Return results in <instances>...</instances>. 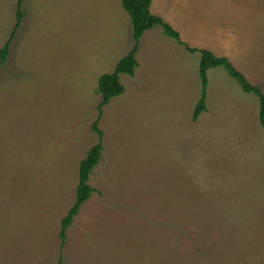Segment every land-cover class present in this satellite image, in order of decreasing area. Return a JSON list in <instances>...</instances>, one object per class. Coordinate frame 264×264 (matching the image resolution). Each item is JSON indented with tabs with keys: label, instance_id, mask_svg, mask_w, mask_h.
<instances>
[{
	"label": "rangeland",
	"instance_id": "374dc122",
	"mask_svg": "<svg viewBox=\"0 0 264 264\" xmlns=\"http://www.w3.org/2000/svg\"><path fill=\"white\" fill-rule=\"evenodd\" d=\"M150 12L195 52L146 32L100 114L97 81L134 46L121 0H0V264H264L258 100L210 69L192 120L202 51L264 94V0H152ZM98 144L94 193L61 242Z\"/></svg>",
	"mask_w": 264,
	"mask_h": 264
},
{
	"label": "trees",
	"instance_id": "16d2710c",
	"mask_svg": "<svg viewBox=\"0 0 264 264\" xmlns=\"http://www.w3.org/2000/svg\"><path fill=\"white\" fill-rule=\"evenodd\" d=\"M151 3L152 0H121V6L130 18L134 46L123 58L117 62L113 73L104 74L99 77L97 81V93L101 97V101L99 103L100 114L102 108L105 107L110 102V100L124 93L125 89L120 83V75L129 77L134 76L135 69L138 67L136 53L139 47L140 39L146 32L152 30L155 27H160L166 37L176 41L178 45L184 47L186 52H195L180 40V36L175 30H173L169 25L165 24L160 18L151 14ZM21 18L22 14L20 13V10H17V22L14 31L19 28ZM12 35H14V32ZM9 46L10 42H7L3 48L0 49V68H2L6 62L7 56L9 54ZM214 68L224 69L227 75L237 83L242 92L253 95L257 98L259 104V124L264 131V94L258 87L251 85L227 59L218 58L209 51L200 52L198 77L201 83V93L200 99L194 109L192 120L196 121L200 115L206 111L205 97L206 88L208 85L207 72ZM92 129L98 135L100 134V132L97 130V123H94ZM102 151V146L100 144L96 145L89 150L86 157L79 164L78 185L76 188L75 202L66 216L61 220V242L66 238V230L72 224L74 218L79 214L82 205H84L94 193V189L89 185V180L93 170L97 167L101 160ZM57 264H61V259L58 260Z\"/></svg>",
	"mask_w": 264,
	"mask_h": 264
}]
</instances>
